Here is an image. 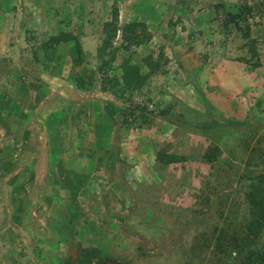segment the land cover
Returning a JSON list of instances; mask_svg holds the SVG:
<instances>
[{
  "label": "rangeland",
  "instance_id": "obj_1",
  "mask_svg": "<svg viewBox=\"0 0 264 264\" xmlns=\"http://www.w3.org/2000/svg\"><path fill=\"white\" fill-rule=\"evenodd\" d=\"M244 2L264 0H0V91L9 80L11 88L15 73L30 63L29 52L43 39L40 33L46 37L63 29L80 41L86 54L81 67L64 66L65 78L70 71H83L86 84L79 88V83L70 86L59 79L50 107L91 101L96 93L104 105L111 103L100 92L98 50L102 26L116 4L119 23H144L148 37L144 45L118 53L111 64L112 74L121 76L119 67L129 61L147 79L140 94L126 93L125 98L134 95L126 105L146 104L156 114L152 100L159 108L171 105V115L181 114L183 121L209 132L192 134L188 126L180 130L162 118L143 129L124 128L126 141H112L120 152L109 149L103 164L87 172L86 186L70 199L73 204L54 197L68 189L50 172L56 163L47 153V125L35 119L0 132L1 152L10 159L13 155L20 168L11 174L0 170V264H75L83 250L105 264H236L239 255L229 249L222 256L215 242L220 230L242 219L244 196L234 188L244 169L243 148L226 135L217 142L222 155L214 169L202 154L221 138L210 128L226 119L245 122L252 133L248 140H260L264 148V17L249 21L253 54L238 32L224 30L223 14L213 8ZM27 68L32 71L31 64ZM103 135L108 140L112 136ZM157 151L185 160L163 168L155 159ZM127 157L128 167L122 169ZM55 182L62 190L52 188ZM229 192L237 203L220 218L219 195Z\"/></svg>",
  "mask_w": 264,
  "mask_h": 264
},
{
  "label": "trees",
  "instance_id": "obj_2",
  "mask_svg": "<svg viewBox=\"0 0 264 264\" xmlns=\"http://www.w3.org/2000/svg\"><path fill=\"white\" fill-rule=\"evenodd\" d=\"M213 8L217 14H223L224 19L221 22V26L224 30L226 32H238L245 43V47H248L254 54V40L251 39L252 26L249 21L255 15H263L264 17V2L257 5L244 2L232 6H225L222 3ZM110 16V20L106 21L102 26L104 39L98 50L99 87L101 93L105 95L104 98L111 102L106 103L108 105L104 106H101V103H104V101H99L95 104L96 107H99L94 113L98 126L101 124V129H99L101 135L105 134V132L110 133L113 124L116 126L117 131L120 128L128 129L129 127L143 129L149 127L154 119L162 118L180 130H184L188 126L190 128L189 132L192 134L205 131L204 136H207L209 132L205 127H200L196 123L183 121L184 118L181 114L171 115V105L159 108L156 102L152 100L151 104L156 106L159 114H156L153 110L147 111L148 107L146 104L126 105V102L131 103L134 98L132 93H129V96L125 98L126 93L130 91L139 92L140 94L147 79L142 75L140 68L138 69V67L130 64L129 61L122 62L119 67L120 72H122L121 76L112 74L114 72L112 71L111 64L118 53H127L130 48L144 45L148 41V37L145 34L146 26L144 23H119V11L116 4L111 6ZM61 44H65L63 50L68 51V53L70 52L74 66L82 64L84 54H82L80 41L72 33L63 29H57L50 36L44 37L38 50L39 53L43 52L48 57L49 55L56 54V49ZM257 66H259L258 63L253 65L255 68ZM76 75L68 78V83L70 86L72 83H79L78 87L82 88L83 79ZM88 106L90 107L91 104ZM88 106H86V110L90 112L91 110ZM117 117L119 124L115 122ZM210 129L216 135L221 136V138H219V141L215 139L212 144H208L202 154L203 160L209 165V168L214 169L215 163L220 159L222 151L217 142L224 140L226 135L233 138L243 148L240 161L243 162L244 168L241 175H236V178H238L234 188L235 193L239 195L241 192L244 196L245 208L243 209V214L239 215L242 219L236 224H231L228 229L220 230L215 242V248L222 256L229 249L235 251L239 255L234 258L236 264H264V241H261V237L264 234V148L260 146V140H256L253 143L250 139L248 140L249 135L247 133H252L248 130L245 122L226 119L220 125H216ZM244 136H247V138L245 141H242L241 139ZM192 158L193 156L190 155L189 159ZM155 159L157 163L165 168L184 161L185 157L157 151ZM233 195L232 192L219 195L220 218L222 215L225 216L224 212L226 208L227 212L230 213L233 206L236 205L237 202L232 198ZM204 201L208 202V199H204ZM226 238L228 241H225ZM93 257L94 255L89 253V251L83 250L77 257L75 264H105L102 259L94 261ZM220 259L222 260V258Z\"/></svg>",
  "mask_w": 264,
  "mask_h": 264
},
{
  "label": "crops",
  "instance_id": "obj_3",
  "mask_svg": "<svg viewBox=\"0 0 264 264\" xmlns=\"http://www.w3.org/2000/svg\"><path fill=\"white\" fill-rule=\"evenodd\" d=\"M40 34L44 39L45 33ZM46 34L50 36L52 32ZM40 43L41 41L35 43L33 49L29 52L31 58L28 62L30 63H27V65H24L25 67L23 66L22 69H19L17 71L18 74L15 73L18 77L17 79L14 78L12 87H9L11 80H9L8 84L1 87L0 132L4 134L8 133L9 127H21L25 121H27V124H30L33 120V122L36 121L37 124L41 123L47 125L50 133L46 135V138L51 144L47 153L49 155L48 157L53 158L56 163V166L50 168V172L55 175V179L56 175L60 176L61 182H64L66 189H68V191H66L69 192H66L63 196L56 193L54 197L57 198V200L62 199L64 204H73L70 199H74L76 191L84 187V184L86 186L87 172L89 173L92 168H99L100 165L103 164L104 160H102V158L109 149H112V153L113 150H115V154L120 152L121 146L118 145L114 147L112 141L117 137H119L120 142L125 140L122 135L124 128H120V130L117 131L116 126L113 124L111 132L107 133V136L112 134L109 140L104 138V133L101 135L99 131V129H101V124L98 126V121L94 113L99 108L95 106V104L100 101V98L97 97V93L93 95L95 97H93L94 99L91 101H86V99L82 101H70L69 103L65 102L63 105L61 104L62 106L50 107V104H53L57 99L53 91V88H55L53 84L57 83L59 79L68 82V78L72 75H76L74 71H70L67 73V78H65L64 73L67 71L64 66L70 64L71 68L81 67L86 62V54L82 50V54H84L82 57V64L74 66L70 52L68 53V51L63 50L65 44H61V46L56 49V54L47 57L43 52L39 53L38 49H40ZM30 64L32 65V69H30L32 71H28L29 68H27ZM78 76L83 79L82 83L85 85L83 71ZM97 88L99 91V87ZM82 94L85 95L86 92L82 91ZM89 104H91L90 107L88 106ZM86 106H88L90 110L93 107L94 111L92 114L86 110ZM101 106H104V103H101ZM71 112H74V114L72 115ZM70 121L72 125L69 124ZM27 132L30 131L27 130ZM63 144L64 146L61 147ZM104 144L107 146H104ZM59 147L61 148L59 149ZM2 149H4V147L0 145V152ZM86 149L88 151L87 153ZM9 156L4 152L0 153V170L6 169V172L11 174L15 170L19 171L20 168H18L19 166L14 160H11L13 155L11 159ZM5 157H8L9 161L5 162ZM79 158L85 160L83 164H79ZM86 158L88 163H86ZM120 158L122 159V156ZM129 159L130 157L126 160L127 162H122V169L125 166L128 167L127 164L130 162ZM109 171L112 170L110 169ZM132 172L135 173L134 170ZM53 185H57L56 182ZM52 188L58 190V188L61 187L57 185L56 187L52 186ZM59 190H62V188Z\"/></svg>",
  "mask_w": 264,
  "mask_h": 264
}]
</instances>
